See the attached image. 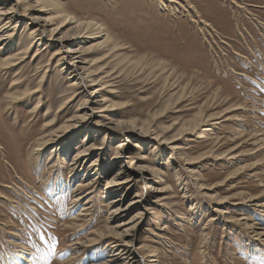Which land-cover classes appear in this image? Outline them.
<instances>
[{"label":"rangeland","instance_id":"374dc122","mask_svg":"<svg viewBox=\"0 0 264 264\" xmlns=\"http://www.w3.org/2000/svg\"><path fill=\"white\" fill-rule=\"evenodd\" d=\"M42 3L48 12H36L52 17L51 27L65 19L57 9L84 27L90 23L86 47L109 32L111 45L88 49V66H98L94 76L108 83L98 85L104 90L87 104L106 95V104L117 107L108 111L114 121L178 140L141 142L129 132L131 143L118 150L127 135L119 128L105 134L91 127L102 119L97 115L71 136L59 134L55 144L38 146L82 105L81 99L67 104L56 123L60 105L73 94L66 69L51 60L58 46L37 44L14 69L0 66V264H24L30 252L32 263L26 264L105 262L106 238L90 243L87 234L114 224L107 219L113 194L105 192L104 181L124 161H113L119 152L160 172L153 187L134 180L124 198L127 204L134 193L142 194L145 208L134 207L125 217L143 212L134 245L141 256L148 260L155 251L160 264H264V0ZM27 22L17 26L14 49L30 47ZM5 55L0 49V61ZM26 78L41 91L14 98V91L26 88ZM16 79L25 82L13 86ZM53 117L56 126L46 130ZM84 145L98 147L85 165L100 159L95 187L89 182L96 167L81 175L68 165ZM81 176L88 184L78 186ZM161 186L166 192H156ZM90 188L94 192L86 196Z\"/></svg>","mask_w":264,"mask_h":264},{"label":"bare ground","instance_id":"6f19581e","mask_svg":"<svg viewBox=\"0 0 264 264\" xmlns=\"http://www.w3.org/2000/svg\"><path fill=\"white\" fill-rule=\"evenodd\" d=\"M8 1H10L11 3L9 4V7L4 5ZM44 1L45 0H36V1L15 0L14 2H12L11 0H0V5H1L0 6V43H3L2 45L0 44V47H1L0 49H2V52H5V54L7 53L4 59L0 61L1 68L6 71H9L10 69H14V67L17 66L18 63H21L27 57H29L28 52L30 53L32 51L31 50L32 46L35 47L37 44H38L37 45L38 47L43 44L44 46H50L49 42L53 44H57L58 47H56V49L53 51L51 60L53 61L57 60V62H59V64L62 65V69H66L65 72L69 75L68 78H69L70 86L72 87L70 88L71 90L73 89L72 90L73 94H70V96L67 97L66 99L64 98L65 100L63 101L62 105H60L61 108L59 109V111H57L58 114H56V118H57L56 123L62 119V116H59V115H62L61 112L63 113L67 110V107H69L68 105H70L72 101L76 99L82 100V103H81L82 105L78 106L75 113L68 116L67 119L61 122L60 125H57L58 127L55 130H53L52 132L50 131L51 133L49 134L50 136L49 139L42 138L43 136L41 135L42 137L40 138V140L42 142L38 146L47 147L51 144H55L53 142L56 141L57 136H60L59 134H62L63 136L65 135L71 136L70 134H72V132H74V130H76L77 127L80 126V123L82 122L88 123V121L95 119L97 115L101 116L102 119L97 120V121L95 119L96 122L94 126H91V127L96 128L98 131H103L105 132V134H108V133L113 134L114 129L119 128L120 132L123 135H127L129 132L137 135V137L141 140V142L146 141V140H155L156 142H161L160 144H171V143L176 142V140L178 139L173 138L174 140H171L170 138L161 136L159 133H157L154 129L152 130L150 127H147V128L138 127V125H136L135 123L114 121V119L111 117L112 115L110 116L108 111L114 108L117 109V107L112 104L111 105L106 104V102L109 101L106 95H104L105 97H96V99L92 101L91 104L89 105L87 104V102L90 100L92 96H94V94L101 93V91L104 90L105 88V87L97 88V86L108 83V81L107 82L105 81L104 83L101 84L99 82L100 80L98 81V79H96L97 76L96 77L94 76L96 74L95 73L96 70H98V66L95 67L94 63L91 64L92 66H94L93 69H91V66H88V63H89V61L87 60L88 59L87 56L89 54L88 49L92 46L106 47V46L111 45L109 44L110 43L109 34H108L109 32L107 33L104 32L106 37L103 40L95 41L93 42V44H91V46L86 47L85 44H82V43H86L87 39L89 38L88 32L90 30L88 27H93V26L92 25L89 26L90 23H88L87 26L84 27L82 23H78V21L76 20L72 21V18L69 17V14L67 15L61 14L60 12H63V9H57L59 16L64 17L65 19L64 20L62 19L60 23L56 24L54 27H51L53 24L51 23L52 17L44 16L43 14L36 12V11L43 12V13L48 12V10L43 8L44 6L42 5L43 4L42 2ZM170 1L174 3L182 2V0H170ZM20 7H21V10H20ZM19 17H23V20L21 19L20 21ZM24 19L28 20L27 24L32 25L31 29H29L30 31L29 36L31 38V44H30V47L29 46L27 47V50L22 51V49H19L20 47H18L17 49H14V46L16 44L14 42V38H15L14 35L17 34L16 30L18 29L17 28L18 24L24 22ZM71 23H75V26H69ZM100 29H101L100 30L101 32L102 27H100ZM44 38H47L48 41H46ZM114 49H115V46H114ZM21 53H25V54H21ZM40 54H41V51H38L37 53H35L34 56L38 58ZM11 72L13 71L11 70L10 73ZM18 79L14 81L13 86L19 85L24 81L22 80L21 82H18L19 81ZM26 79H27L26 88L24 89V91H21V92L14 91L13 94H18L14 98H22V97L25 98V97L33 96L41 91V89L38 87L31 89L29 86L31 85L30 83L31 80L29 78H26ZM107 86L109 85L107 84ZM113 96L115 95L113 94ZM83 104H87V105H83ZM39 106H40V101H38L37 104L35 105L34 107L35 110H37ZM51 113H52V110H48L47 117H49ZM54 117L53 119H50V121L45 125L46 130H48V128L52 124H55ZM152 133H154V136ZM87 134H88V131H87ZM126 137L127 139L125 141L118 143V146H117L118 150H122L126 144L129 145L131 143V140H130L131 137L129 135H127ZM84 146L83 148H80L76 151L77 153L72 157L71 161L68 164L70 165L71 172L74 171V173H78L81 175L84 172H85L84 175L88 174L87 171L90 172L91 170L94 169V167L97 168L96 170L100 169L98 168V165H100L98 160L100 159L91 160L89 168L85 167L86 162H88L89 159L91 158L93 151L95 150V148H98V147H95V145H92V146L84 145ZM38 149L40 150V148ZM118 154L120 155L115 156L113 158L114 159L113 161L115 162L120 159H124V161L119 162L118 163L119 167L112 174H109L108 177L105 179L106 181H104L105 192L108 194L110 193L113 194V196L110 197L107 203L108 205L107 206V213H108L107 219L109 222L111 221V223H114V224L109 225L107 232H99V233H95V235H93L92 233L87 234V238L89 237L88 241L92 243V242L103 240V238H106L107 243L106 242L105 243H106V246L109 247L108 258L105 262L97 263V264H160V262H158L159 259L157 258L158 256L155 251L152 252L150 250L152 254L149 255V259L147 260L144 256H141L138 253L137 251L138 249L136 250L134 248L135 242L139 239L137 235V226L139 225L138 223L143 217V214H142L143 212L141 210H138L135 214L130 216V218L128 219L125 218L130 213L132 208L134 207H137V208L140 207V209L142 207L145 208L142 203L143 202L141 198L142 194H140V192L137 191L136 193L133 194L130 201L127 204H124V198L126 195H128L129 187L134 182V180L136 183L143 181L145 185H148V187H153V185H155V183L158 181L157 177L160 172L159 170L149 165L147 166V165L136 164L134 161H131V159H129L128 155L127 156L124 155V152H119ZM101 173H102L101 170L95 171L94 173L96 174L94 176L95 178L91 179V182H89V184H92L91 186H94L97 184V182H95V179L97 178L96 180H98L100 178ZM80 178L81 179H80L78 186H81V185L84 186L88 184L86 183V181L84 182L83 176H81ZM92 182H95V183H92ZM89 190L90 191L87 192L86 196H89V194H93L94 192V190H92L91 188ZM157 191L166 192V190L162 188V186L161 188H157L156 192ZM79 196L77 197L76 195V199L74 201L80 200L81 196L80 197ZM157 200L159 199L157 198ZM91 201L93 200L90 196L87 200V203H85L84 208ZM219 211H222V210L219 209ZM80 215H85V214L81 213ZM241 219L245 220L247 218L242 217ZM228 221L233 222L235 220H228ZM165 227H163V230ZM256 235H263V233H256ZM261 237L262 236H260V238ZM77 242L78 244L84 243V242H79V241ZM143 250H145V248H143ZM144 252H147V251L145 250ZM144 252L143 254H145ZM30 255H31V252L28 253L27 256L23 257L22 260L24 264L32 263ZM93 264H96V263H93Z\"/></svg>","mask_w":264,"mask_h":264},{"label":"snow or ice","instance_id":"6c2138e0","mask_svg":"<svg viewBox=\"0 0 264 264\" xmlns=\"http://www.w3.org/2000/svg\"><path fill=\"white\" fill-rule=\"evenodd\" d=\"M41 239H43V237H41Z\"/></svg>","mask_w":264,"mask_h":264}]
</instances>
